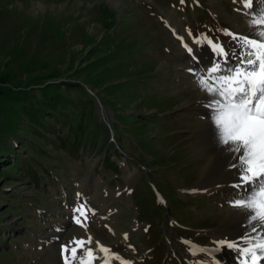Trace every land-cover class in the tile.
<instances>
[{
    "label": "rangeland",
    "instance_id": "374dc122",
    "mask_svg": "<svg viewBox=\"0 0 264 264\" xmlns=\"http://www.w3.org/2000/svg\"><path fill=\"white\" fill-rule=\"evenodd\" d=\"M246 11L233 0H0V264H62L61 245L89 235L117 254L110 264H230L226 247L213 260L185 244L208 249L232 228L226 188L198 189L209 172L192 147L207 108L177 35L207 61L193 40L230 45L220 30L246 34ZM59 96L94 103L100 148L58 142L73 140ZM81 202L87 230L73 219Z\"/></svg>",
    "mask_w": 264,
    "mask_h": 264
},
{
    "label": "snow or ice",
    "instance_id": "6c2138e0",
    "mask_svg": "<svg viewBox=\"0 0 264 264\" xmlns=\"http://www.w3.org/2000/svg\"><path fill=\"white\" fill-rule=\"evenodd\" d=\"M241 3L249 17L248 34L222 29L231 38L226 46L206 34L195 38L193 44L206 43L211 57L199 70L188 71L196 79L197 86L210 97L206 107L211 111L217 130L218 142L231 153L235 163L230 165L238 172V182L232 187L245 194L230 201L233 208L247 214L250 229L238 240L227 238L214 241L215 248L207 249L185 242L193 257L209 255L223 247L234 249L238 264H262L264 262V9L254 11L255 0H233ZM183 4L184 0H180ZM240 11V9H237ZM189 36H192L189 31ZM193 61L201 63L193 47L177 35ZM74 222L87 230L90 209L79 203L74 209ZM255 234V235H253ZM127 239V235H125ZM93 238H74L61 245L62 264H110L117 254ZM123 264V262H122ZM193 264H212L211 261L195 260Z\"/></svg>",
    "mask_w": 264,
    "mask_h": 264
},
{
    "label": "bare ground",
    "instance_id": "6f19581e",
    "mask_svg": "<svg viewBox=\"0 0 264 264\" xmlns=\"http://www.w3.org/2000/svg\"><path fill=\"white\" fill-rule=\"evenodd\" d=\"M262 6L263 7L261 8L264 9V2ZM241 20H243V18ZM247 21H248L247 18L246 20L244 19L242 21L243 22L242 28L246 29V31H244L246 32V34L249 33V27ZM231 43L233 42L231 41ZM203 55L204 57H207L206 59L207 61L204 62L201 61V63L198 64L199 67H197L198 66L197 65L196 68H195V64H193V62H190L187 65V67L193 68L194 70H199L201 67L208 64L211 56L208 57L209 54L206 53ZM200 97H201V102H203L205 105L208 103L210 99V97L207 96L203 91L200 93ZM203 116L205 118V122L199 131V136L197 137L199 141L193 145L192 150L196 153V155L200 156L201 159L204 160L205 168L208 169L209 174L205 175V177L202 179L198 189L202 190L203 192H212L216 189H221L222 191L223 188H226L224 192V196L223 197L221 196L222 201L225 202V206L222 208L224 209L222 226L229 225L232 228V232L230 234H223L217 230L219 235L215 239V241H219L225 238L229 240H238L241 236H243L247 231L250 230L247 227L246 212L244 210L233 208L230 206V201L238 198V196H242L245 194L243 191H238L237 189H234L232 187L233 184L238 182V173L232 182H224L220 180L217 181L219 176L223 174V172L229 170L231 168L230 165L232 163H235L236 161L231 158L232 154L225 150V146L219 144L217 137V130L212 120L211 111L208 108L206 111H204ZM213 248H215L214 243L208 246V249H213ZM224 248L225 247L221 248L218 251H223ZM230 250L232 251L231 254L233 256L232 260L229 259L230 264H238L236 251L234 249H230ZM262 264H264V262H262Z\"/></svg>",
    "mask_w": 264,
    "mask_h": 264
},
{
    "label": "trees",
    "instance_id": "16d2710c",
    "mask_svg": "<svg viewBox=\"0 0 264 264\" xmlns=\"http://www.w3.org/2000/svg\"><path fill=\"white\" fill-rule=\"evenodd\" d=\"M65 99L62 96L56 97V100L59 103V106L55 104V110H57V114L61 113L64 116H66L63 119V122L58 121L60 124L64 125L68 131V135H71L73 137V140L69 139L68 137H58L60 138V141H58L62 147L68 148L69 151L74 152L75 154L78 152V148L75 145V142L77 144V141H87L90 140L89 144L85 142V147L94 146L98 144L100 141L99 138L101 137L100 132L97 136V133L92 132V124L98 120V116L95 112V105L92 101H89L86 103L87 105L83 106L82 103H76L73 100H68L69 103H62L61 100ZM48 115L55 116L54 113L50 112ZM58 120V119H57ZM106 135L101 139L103 142V146L101 147V150H107L106 145L109 142V135L108 131L105 130ZM100 136V137H99ZM80 141V142H81ZM111 144V142H109ZM100 148V147H98ZM27 166L33 167V164L26 163ZM117 166V165H116ZM34 178L35 181H37L36 176H31Z\"/></svg>",
    "mask_w": 264,
    "mask_h": 264
}]
</instances>
